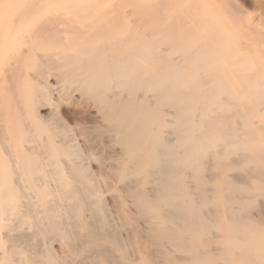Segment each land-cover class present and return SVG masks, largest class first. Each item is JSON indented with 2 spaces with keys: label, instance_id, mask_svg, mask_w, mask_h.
<instances>
[{
  "label": "bare ground",
  "instance_id": "obj_1",
  "mask_svg": "<svg viewBox=\"0 0 264 264\" xmlns=\"http://www.w3.org/2000/svg\"><path fill=\"white\" fill-rule=\"evenodd\" d=\"M237 1L0 0V264H264V0Z\"/></svg>",
  "mask_w": 264,
  "mask_h": 264
},
{
  "label": "rangeland",
  "instance_id": "obj_2",
  "mask_svg": "<svg viewBox=\"0 0 264 264\" xmlns=\"http://www.w3.org/2000/svg\"><path fill=\"white\" fill-rule=\"evenodd\" d=\"M239 1H240V2H239ZM237 3H238L239 5H241V6H244L247 10H250V11H251V10L253 9V7H252L250 4L245 3L243 0H238ZM243 3H244V4H243ZM234 4H235V3H234ZM234 4H233V6H234ZM177 56H178V55H175V56H174L176 60H178V57H179V56H178V57H177ZM178 62H179V60H178ZM56 117H57V118H61V120L63 119L64 121H66L65 118L63 117V115L60 114V111H57V113H56ZM91 169H92V171L94 172L95 169H93L92 167H91ZM94 174H95V173H94ZM230 174L233 175V176L236 175L235 172H230ZM258 208H259L260 211H261L262 209H263L262 212L264 211L263 206H259ZM262 227L264 228V225H263ZM122 237H123V239H125L124 236H122ZM75 256H76V257H79V256H77V255H75ZM75 256L72 255L71 258H70V260H72V258H73V260H74V261L76 260V261H75V262H74V261H72V262L69 261L70 264H71V263H72V264H73V263L76 264V262L79 263V262L82 260V259H80V258H82L81 256H80L79 258H76ZM57 260H58V262L60 261L59 259H57Z\"/></svg>",
  "mask_w": 264,
  "mask_h": 264
}]
</instances>
